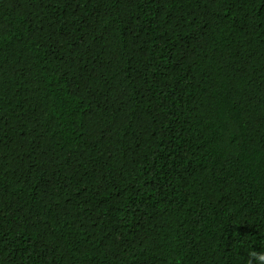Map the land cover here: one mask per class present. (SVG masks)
Masks as SVG:
<instances>
[{
  "label": "trees",
  "instance_id": "1",
  "mask_svg": "<svg viewBox=\"0 0 264 264\" xmlns=\"http://www.w3.org/2000/svg\"><path fill=\"white\" fill-rule=\"evenodd\" d=\"M264 0H0V264H261Z\"/></svg>",
  "mask_w": 264,
  "mask_h": 264
},
{
  "label": "clouds",
  "instance_id": "2",
  "mask_svg": "<svg viewBox=\"0 0 264 264\" xmlns=\"http://www.w3.org/2000/svg\"><path fill=\"white\" fill-rule=\"evenodd\" d=\"M252 255L256 257V259H258L261 264H264V253L257 255L255 252H253Z\"/></svg>",
  "mask_w": 264,
  "mask_h": 264
}]
</instances>
